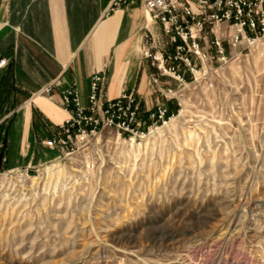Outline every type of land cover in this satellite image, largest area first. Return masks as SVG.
Instances as JSON below:
<instances>
[{
	"label": "rangeland",
	"instance_id": "obj_1",
	"mask_svg": "<svg viewBox=\"0 0 264 264\" xmlns=\"http://www.w3.org/2000/svg\"><path fill=\"white\" fill-rule=\"evenodd\" d=\"M227 54L150 80L136 135L0 171V264H264V37Z\"/></svg>",
	"mask_w": 264,
	"mask_h": 264
},
{
	"label": "crops",
	"instance_id": "obj_2",
	"mask_svg": "<svg viewBox=\"0 0 264 264\" xmlns=\"http://www.w3.org/2000/svg\"><path fill=\"white\" fill-rule=\"evenodd\" d=\"M113 0H0V117L8 126L7 168L21 167L37 138L52 137L67 117L61 94L75 84L87 106L90 78L104 96L123 90L146 103L153 70L141 58L146 26L164 41L144 0L110 11ZM51 86L49 94L43 88ZM12 165V166H11ZM9 170H13L9 169Z\"/></svg>",
	"mask_w": 264,
	"mask_h": 264
},
{
	"label": "built area",
	"instance_id": "obj_3",
	"mask_svg": "<svg viewBox=\"0 0 264 264\" xmlns=\"http://www.w3.org/2000/svg\"><path fill=\"white\" fill-rule=\"evenodd\" d=\"M130 0H113L110 11L127 8ZM145 12L159 23L164 41L145 26L141 38V58L153 70L151 83L162 77L182 80L197 73L196 63L225 60L227 49L247 48L264 37V0H144ZM3 60L0 65H4ZM104 76L90 78L87 106L82 105L75 84L64 89L60 105L67 117L54 135L44 140L49 149L73 150L103 129L119 135L134 134L139 103L134 92L123 90L115 99L104 96ZM51 86L43 88L49 94ZM156 123L166 118V109L158 106L149 114ZM137 132V133H135Z\"/></svg>",
	"mask_w": 264,
	"mask_h": 264
},
{
	"label": "trees",
	"instance_id": "obj_4",
	"mask_svg": "<svg viewBox=\"0 0 264 264\" xmlns=\"http://www.w3.org/2000/svg\"><path fill=\"white\" fill-rule=\"evenodd\" d=\"M5 102V99H0V117L3 116V113L5 111H8V108L4 111L3 104ZM10 124V121L3 120L0 123V171L6 169V162H7V155H8V142H9V136H8V126Z\"/></svg>",
	"mask_w": 264,
	"mask_h": 264
}]
</instances>
